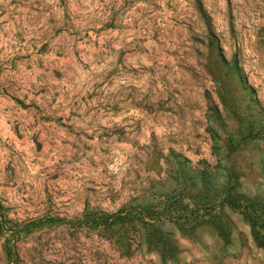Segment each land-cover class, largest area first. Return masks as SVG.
Wrapping results in <instances>:
<instances>
[{
  "label": "rangeland",
  "instance_id": "1",
  "mask_svg": "<svg viewBox=\"0 0 264 264\" xmlns=\"http://www.w3.org/2000/svg\"><path fill=\"white\" fill-rule=\"evenodd\" d=\"M0 264H264V0H0Z\"/></svg>",
  "mask_w": 264,
  "mask_h": 264
}]
</instances>
